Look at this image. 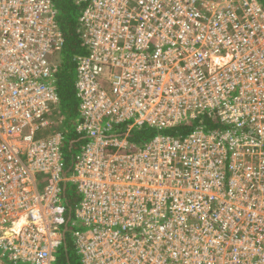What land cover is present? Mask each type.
<instances>
[{
	"label": "built area",
	"instance_id": "1",
	"mask_svg": "<svg viewBox=\"0 0 264 264\" xmlns=\"http://www.w3.org/2000/svg\"><path fill=\"white\" fill-rule=\"evenodd\" d=\"M78 1L67 175L56 1L0 0V264H56L66 181L82 264H264V0ZM202 116L217 127L129 137Z\"/></svg>",
	"mask_w": 264,
	"mask_h": 264
},
{
	"label": "trees",
	"instance_id": "2",
	"mask_svg": "<svg viewBox=\"0 0 264 264\" xmlns=\"http://www.w3.org/2000/svg\"><path fill=\"white\" fill-rule=\"evenodd\" d=\"M58 8V21L65 35V46L61 52L59 71L55 75L60 101L52 114L53 129L61 131L65 136L64 159L65 171L69 175L74 171V165L81 146L87 136L77 130L80 121L79 97L76 90V66L78 57L87 53L88 49L83 39L84 25L80 19L85 2L78 0H55ZM196 127L214 129L217 121L208 116L186 121L174 127L159 130L152 127L134 129L130 133L133 142L142 144L158 134L186 135ZM122 134V132H120ZM66 207L65 224H63L64 239L59 248L56 264H82L80 253L73 239V224L75 209L80 201V194L72 181H66L62 191ZM78 227V226H77ZM13 264V263H6ZM25 264V263H17Z\"/></svg>",
	"mask_w": 264,
	"mask_h": 264
}]
</instances>
